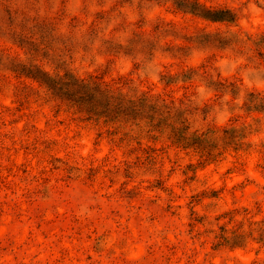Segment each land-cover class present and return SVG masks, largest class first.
Instances as JSON below:
<instances>
[{"label":"rangeland","instance_id":"374dc122","mask_svg":"<svg viewBox=\"0 0 264 264\" xmlns=\"http://www.w3.org/2000/svg\"><path fill=\"white\" fill-rule=\"evenodd\" d=\"M174 1H4L46 18L64 46L60 59L35 50L13 32V12L0 13V264H264V107L244 105L264 95V46L185 40L202 30L264 35V0H198L231 9L233 22ZM137 32L150 37L145 53L127 46ZM30 64L157 94L190 138L246 137L206 158L168 134L114 146L67 100L58 107V90ZM189 67L194 80L174 83Z\"/></svg>","mask_w":264,"mask_h":264},{"label":"trees","instance_id":"16d2710c","mask_svg":"<svg viewBox=\"0 0 264 264\" xmlns=\"http://www.w3.org/2000/svg\"><path fill=\"white\" fill-rule=\"evenodd\" d=\"M4 1L6 0H0V6H3L2 9L0 8V13L5 12L8 15L11 11L13 12L14 19L17 21L13 32L29 40L30 44L36 47L35 50L49 51L52 57L60 59L61 54L59 53L62 52L61 46L63 47L64 43L61 36L51 27V23L46 18L25 17L26 14L22 10L18 12L17 8L11 10L9 5L4 6ZM174 2L176 10L190 13L195 17L211 22H233L236 20V14L229 8L210 7L198 0H176ZM169 29L173 31L176 26L172 25ZM169 29L162 26L157 27L160 32H167ZM38 33L39 35L34 37V34ZM149 39L150 37L145 36L143 32L132 33L127 46L135 49L136 52L145 53L151 42ZM48 40H51L52 43L48 44ZM185 40L212 48H216L217 44L231 48L264 46V35L252 36L239 31L211 32L202 30L197 34L189 35ZM172 46L178 49L185 48L175 44ZM30 66L39 71L42 81L50 82L58 90L56 93L60 98L58 107L64 102L62 100H67L70 108L73 109L72 114H76V117H82L81 121H88L96 125L99 130L97 135L106 133L114 146H120L122 143L130 145L134 139H138L136 144L141 145V140L144 138L156 140V137L168 134L167 138L170 139L171 143L183 148L193 147L199 153L200 158H206L213 154L215 149L225 151L226 147L231 144L237 148L243 143L241 139L246 137L240 134V137H237L235 129H223L221 135H216L217 133L214 131L211 134L206 132L190 138L187 134L188 126L184 125L186 119L181 115L179 109L175 108L173 104L169 106L165 99L157 94L148 91L130 92L123 87L126 82L115 86L93 76L80 78L66 67H63L64 71L60 73L61 69L57 66L51 69H46L40 64H30ZM181 73L184 78L177 79L174 83L179 81L192 82L197 75L193 67L182 70ZM167 76L171 75L168 74ZM35 81L39 82L38 80ZM168 82L166 83L168 84ZM38 85L41 86L42 83L39 82ZM251 103L264 107V95L250 93V98L244 105L248 106ZM57 112H59V108ZM219 142H221V146H219ZM150 156L148 154V157ZM240 237L241 235L236 236V238Z\"/></svg>","mask_w":264,"mask_h":264}]
</instances>
